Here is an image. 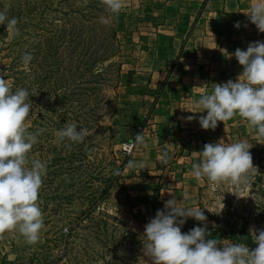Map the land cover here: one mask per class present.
Masks as SVG:
<instances>
[{"label": "rangeland", "instance_id": "obj_1", "mask_svg": "<svg viewBox=\"0 0 264 264\" xmlns=\"http://www.w3.org/2000/svg\"><path fill=\"white\" fill-rule=\"evenodd\" d=\"M85 1L0 0V10L9 6L8 15L18 18L20 31L10 41L6 26L0 25V75L10 81L5 75L8 63L24 68L23 54L33 55L34 72L24 76L22 87L34 91L28 130L45 131L29 159L47 163L39 191L45 224L40 240L28 245L17 232L0 235V264H150L142 251L144 226L173 195L185 206L203 208L209 238L254 248L252 240L243 241L242 231L264 229V139L238 116L204 130L198 118L206 111H186H202L194 102L213 84L237 79L242 66L231 54L248 46L242 42L239 15L215 47H203L199 38L204 32L192 31L197 15L186 10L244 14L251 0H126L111 23L120 43L107 51L99 37H87V27L99 29V20L84 27L63 23L66 31L60 30L65 13L85 10ZM98 6L91 8L97 18L111 16ZM218 13L205 18L216 19ZM73 28L84 37L70 41L67 31ZM258 37L264 42V33ZM105 53L108 58L101 61ZM89 62L94 66L88 68ZM190 115L196 119H182ZM73 122L78 131L86 128L92 134L83 143L57 146L56 131ZM140 132L146 147L122 149ZM220 139L251 144L260 173L235 195L228 185L217 189L190 175L192 163L198 162L194 152ZM164 152L167 163L162 162ZM128 160H135L137 167L127 168ZM195 226L203 225L188 218L181 231Z\"/></svg>", "mask_w": 264, "mask_h": 264}, {"label": "clouds", "instance_id": "obj_2", "mask_svg": "<svg viewBox=\"0 0 264 264\" xmlns=\"http://www.w3.org/2000/svg\"><path fill=\"white\" fill-rule=\"evenodd\" d=\"M102 3L111 13L110 17L100 18L104 25L112 23L126 6V0H102ZM8 9L6 5L0 10V25L6 26L11 41L20 35V31L18 18L10 17ZM246 15L257 30L264 33V0H251ZM234 26L239 28L240 23L236 22ZM231 55L242 66L237 79L213 84L210 92L205 90L194 102L202 111H186H206V115L198 118L204 130H214L218 122L225 123L238 116L256 132L258 139H264V42H250L246 50L237 48ZM32 59L30 52L23 54L25 69ZM3 77L0 75V235L17 232L28 245H35L45 228L39 191L47 175V163L40 159L30 160L29 153L45 129L35 133L28 130L27 120L33 108L29 92L25 88L13 91L10 81ZM182 119L192 121L196 117L190 115ZM77 128L73 122L56 131L57 146L65 141L83 143L92 134L86 128H79V131ZM134 137V141L129 142V152L147 146L142 132ZM251 147L246 140L228 143L220 139L205 143L202 151L194 152L198 162L192 163L190 175L197 180L206 179L217 189L228 185L233 188L232 194L243 191L249 188L252 177L260 175L253 164ZM167 160V152H164L162 162L167 163ZM139 166L145 168L143 163ZM126 167L135 168L137 162L128 160ZM222 200L220 210L224 207ZM116 215L117 209L113 213ZM188 218L203 226L182 232L181 226ZM206 220L203 208L185 206L173 195L144 226V256L150 264H264V229L250 228L255 247L249 248L243 242L222 243L219 239L209 238Z\"/></svg>", "mask_w": 264, "mask_h": 264}, {"label": "trees", "instance_id": "obj_3", "mask_svg": "<svg viewBox=\"0 0 264 264\" xmlns=\"http://www.w3.org/2000/svg\"><path fill=\"white\" fill-rule=\"evenodd\" d=\"M102 7H105L102 3V0H86L85 4L83 5V8H85V10H70V12H66L65 14H67L65 16V18L61 19L63 20V22L61 23L60 30L66 31V27H64L65 23H69L72 21V24L75 26L77 24H81L83 27L84 26H88L89 23L94 22V23H98L97 20H99V24L100 22V18L101 17H108V14L105 13L103 16H99V18H97L98 15H96L94 12H91V8L95 9L96 7H100L98 5H100ZM88 7V9H87ZM68 13H70L68 15ZM64 23V24H63ZM102 24V23H101ZM62 27V29H61ZM101 27V29H100ZM58 28V27H57ZM88 30L90 31L87 34V37L89 40H95L98 39L99 37V43L101 45H103L104 47V51H107L109 48L112 47V45H118L120 43V41L117 39L116 36V30L114 28V26L110 23L109 25H104L102 24L101 26H99V29H94V26L92 27H87ZM59 29V28H58ZM70 33V35H72V38L70 39V41H72L74 38L80 39V37H84L83 31L80 30H75V28L71 29L70 31H67ZM68 34V33H67ZM76 42V41H75ZM86 43V42H84ZM78 44L72 45L71 47H73V49L76 48ZM106 58H108V53L106 54H101V61L105 60ZM91 61V60H90ZM34 58L32 59V61L30 62V68L28 70H26L25 68H19V64H17L16 62H10L8 63V65L6 66V72L5 75L9 76L11 78L10 83L12 85V90L15 91L17 88H22L24 87V76L26 74H32L34 72L33 66H34ZM95 62H89V66L88 68H91L92 66H94ZM33 81V80H32ZM34 82V81H33ZM25 89L28 90L29 92V96H30V100L32 99V97L34 96V91H32L31 87L27 86ZM108 188H105V191ZM242 239L243 241H246V243H250L251 242V236L250 234L246 233L245 231H242Z\"/></svg>", "mask_w": 264, "mask_h": 264}, {"label": "crops", "instance_id": "obj_4", "mask_svg": "<svg viewBox=\"0 0 264 264\" xmlns=\"http://www.w3.org/2000/svg\"><path fill=\"white\" fill-rule=\"evenodd\" d=\"M241 10H225L220 11L219 13L215 10H186L190 14H196L197 18L192 27V31L204 32L199 38V43L203 47H215L218 43L219 35L223 33V30L226 27H229L230 23H235L237 20L236 16L241 17L242 21V31H244L242 38L244 45H248L250 42L257 41L259 38L258 35L261 33L257 30L256 26L251 22H247L248 13L246 10H242L244 14H240ZM220 14L216 19H208L205 16L211 14ZM204 16V17H203ZM221 36V35H220Z\"/></svg>", "mask_w": 264, "mask_h": 264}, {"label": "built area", "instance_id": "obj_5", "mask_svg": "<svg viewBox=\"0 0 264 264\" xmlns=\"http://www.w3.org/2000/svg\"><path fill=\"white\" fill-rule=\"evenodd\" d=\"M129 142L130 141H128V142H124L123 144H122V149H127L128 151H129ZM37 264H43L42 262H38Z\"/></svg>", "mask_w": 264, "mask_h": 264}]
</instances>
